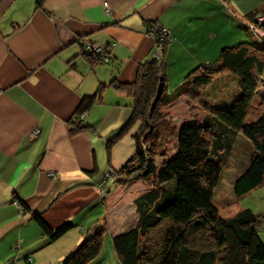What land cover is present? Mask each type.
<instances>
[{
	"label": "crops",
	"instance_id": "obj_1",
	"mask_svg": "<svg viewBox=\"0 0 264 264\" xmlns=\"http://www.w3.org/2000/svg\"><path fill=\"white\" fill-rule=\"evenodd\" d=\"M251 11L264 12V0H44L43 8L34 0L0 1V264H62L95 226L105 229L103 248L87 264H123L111 238L136 223L134 199L149 186L109 180L106 193L98 189L106 169L131 153L130 147L101 168L104 129L105 138L111 136L132 110L131 96L116 83L134 80L139 64L154 55L149 22L172 36L169 91L175 85L169 76L239 41L244 20L256 15L250 18ZM79 38L104 44L108 60L90 61ZM99 87L101 102L83 119L90 127L70 133L68 119L81 98ZM177 101L182 107L172 115L183 113L175 117L179 127L194 109L205 116L184 97L171 102V110ZM16 197L49 225L70 220L73 226L49 240Z\"/></svg>",
	"mask_w": 264,
	"mask_h": 264
},
{
	"label": "trees",
	"instance_id": "obj_2",
	"mask_svg": "<svg viewBox=\"0 0 264 264\" xmlns=\"http://www.w3.org/2000/svg\"><path fill=\"white\" fill-rule=\"evenodd\" d=\"M43 3L44 0H34L35 8H43ZM256 13L247 15L253 18ZM154 23L158 22L151 21L146 28L156 43L161 42L160 53L139 64L134 80L116 83L131 96L132 110L107 139L108 162L111 146L133 126L134 152L121 165H110L111 173L101 181L107 188L109 180L120 185L142 180L149 188L134 199L136 223L112 235L115 252L123 264H264L260 233L263 215L243 207L223 216L213 202L215 187L238 138L245 140L239 142L248 150L243 159L238 158V170L231 178L232 193L241 197L264 183V41L254 34L252 40L222 46L213 60L191 67L183 80L168 91L166 50L172 36L168 33L160 39L165 27ZM243 28L251 31L245 22ZM81 45L90 61L103 62V55H107L106 51L95 52ZM161 76L163 90L151 108ZM231 80L238 84L231 100L211 106L205 99L207 91L214 84L226 85ZM178 97L198 106L205 116L201 120L189 119L178 129L162 112L163 106ZM101 98L100 87L81 98L75 116L69 120L70 133L90 127L83 123L84 115ZM149 128L151 132L144 136ZM175 133L174 153L157 168V158L167 155L165 144ZM14 201L23 212L30 211L49 240L73 226L70 220L51 226L22 198ZM104 232V227L95 226L65 254L62 264H87L98 257Z\"/></svg>",
	"mask_w": 264,
	"mask_h": 264
},
{
	"label": "rangeland",
	"instance_id": "obj_3",
	"mask_svg": "<svg viewBox=\"0 0 264 264\" xmlns=\"http://www.w3.org/2000/svg\"><path fill=\"white\" fill-rule=\"evenodd\" d=\"M104 5L107 6V3H105ZM259 17L260 18L264 17V12L259 11L258 13H256V15L253 19H245L244 20V22L246 23V25H248V27L250 28V30L253 34H256V33L254 30H252V28L249 25L251 24V25H254L257 27L258 24H257L256 20L259 19ZM157 24L158 23H154V26H157ZM259 26H262L261 29L264 31V23L260 24ZM148 29H151V28H148ZM242 32H243V37L240 40H249L251 38L249 31L242 28ZM151 35L153 36V33H151ZM164 36L166 37L167 35H164V33H161L160 39H162ZM82 39L79 38V40H82ZM156 47L158 48L157 53L159 54L160 49H161V42L156 43L155 39H154L155 50H156ZM104 48L106 49V46ZM215 57H213L210 60H213ZM182 63H184V60H182ZM195 65H193V66H195ZM178 69H180V68H178ZM189 69L188 68L187 69H181L180 72L175 73L176 75L174 77L169 76V79H168L169 84L172 86L174 84L181 82ZM223 77H227V76L224 75ZM263 79H264V76H263ZM260 85L262 87L263 82H261ZM171 88H173V87H171ZM237 90H238V84H237V82H233V80L229 81V83L226 85L225 84L223 85V83L220 82L218 85L214 84L212 90L207 91V93H206L207 96L205 97V99L207 100L208 103L211 104V106L216 107L218 105L224 104L226 102V100H231V96H232L233 92L234 91L237 92ZM123 91H125V90H123ZM255 100H257V99H255ZM178 102L179 101L175 102L174 105L172 106L173 110H171V107H170L171 104L170 105L167 104V105L163 106L162 112L168 114V116H169L168 118L171 119L170 121L174 125L176 124V126L179 129L180 128L179 124L181 122L179 121V119H176L175 117L181 116V118H183L182 117L183 113L178 112V113H175L174 115H172V112L177 111L178 109H180L182 107ZM198 110L199 109H196V110L194 109V110L190 111L187 114V116H185V117L187 119L188 118L189 119L195 118L197 120H201L202 119V116H201L202 113L199 112ZM73 116H75V115L73 114L71 117H73ZM70 118L68 119V121L70 120ZM68 125H71V124L68 123ZM134 131H135V127L133 126L127 133H124L121 136V138H119L111 146V151H110V161L111 162L116 161V159L118 157L122 156L124 154L123 152H125L127 149H130V147H131L130 155L134 152L133 138L131 136V132H134ZM107 132L108 131L106 129H104V134H105L103 136L104 138L102 137L99 140L102 143L101 144V162H100L101 168L104 166H105L104 168H108L107 166L109 164V162H108L109 155L106 151V142L110 136L105 138ZM150 132H148V133H150ZM29 134H32V131H30ZM240 135H242V134L240 133ZM240 139L243 140V138H238L235 140V142L233 144L234 151L232 152V154L230 155V158L226 161V164L224 165V168H223L221 176H220V180L218 181V183L215 187L214 193H213V202L216 204V206L219 209L220 214L223 216L231 215L235 211H237L238 209L243 208V207H250L257 214L260 213L259 214L260 216L263 215L262 220H261L262 224H261V228H260L261 229L260 233H261V236H263L262 238L264 240V183L255 187L254 189L250 190L248 193H246L245 195H243L241 197H238V196L236 197L232 193V188H231V180L232 179L231 178H232L234 172H236V170H238V167H239L238 158L243 159L246 156V151L248 150L244 144L239 142ZM243 141H245V140H243ZM176 145H177V134L175 133L171 138L168 139L167 143L165 144V148H166V150H168L167 155L165 157H158L157 158V161H156L157 168H159L160 162L162 160L169 158L174 153V151L176 149ZM130 155H128V156H130ZM122 162H123V160H122ZM121 164L122 163H120V165ZM242 164H244V163H242ZM106 170L107 171L103 175L104 177H106L108 174L111 173L110 171H112L110 169V167ZM112 174H113V172H112ZM142 182H144V181L139 180L138 184H140ZM104 183L105 182H103V181L99 182L98 189H99V192L101 195L104 194L105 190L107 189L105 187L106 185H104ZM100 184H102V185H100ZM114 185L116 186V185H120V184H114ZM127 215L129 216V219H130L131 214L127 213Z\"/></svg>",
	"mask_w": 264,
	"mask_h": 264
},
{
	"label": "built area",
	"instance_id": "obj_4",
	"mask_svg": "<svg viewBox=\"0 0 264 264\" xmlns=\"http://www.w3.org/2000/svg\"><path fill=\"white\" fill-rule=\"evenodd\" d=\"M257 24L258 26H254V25H249L252 30L255 31V33L257 34L258 37H260V39H262L264 41V31L261 29L262 26H259L260 24L264 23V17L257 19ZM162 31L164 33V35H168V30L166 28H162ZM83 44H84V47L85 49H89V50H93L95 52H103V51H106V49L104 48L105 45L102 44V43H99V42H92V41H89V40H86V39H83L82 40ZM158 48L156 47V50L154 51V56H158ZM102 60L103 61H107L108 60V55H103L102 57ZM38 133V129L37 128H34L32 130V136H35L36 134ZM104 182V181H103ZM102 185V184H100Z\"/></svg>",
	"mask_w": 264,
	"mask_h": 264
},
{
	"label": "water",
	"instance_id": "obj_5",
	"mask_svg": "<svg viewBox=\"0 0 264 264\" xmlns=\"http://www.w3.org/2000/svg\"><path fill=\"white\" fill-rule=\"evenodd\" d=\"M159 80L160 81H159V83L157 85L156 93H155L154 99L152 101L151 108H154V106H155V104H156V102H157V100H158V98H159V96H160V94L162 93V90H163V85H164L163 84L164 83L163 77L161 76ZM150 131H151V128H149V130H147V132L144 134V136H146V134L148 132H150Z\"/></svg>",
	"mask_w": 264,
	"mask_h": 264
}]
</instances>
